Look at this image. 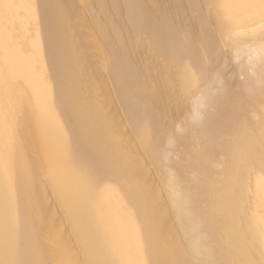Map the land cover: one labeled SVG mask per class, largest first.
Wrapping results in <instances>:
<instances>
[{"label":"bare ground","instance_id":"6f19581e","mask_svg":"<svg viewBox=\"0 0 264 264\" xmlns=\"http://www.w3.org/2000/svg\"><path fill=\"white\" fill-rule=\"evenodd\" d=\"M261 26L264 0H0V264H264Z\"/></svg>","mask_w":264,"mask_h":264},{"label":"rangeland","instance_id":"374dc122","mask_svg":"<svg viewBox=\"0 0 264 264\" xmlns=\"http://www.w3.org/2000/svg\"><path fill=\"white\" fill-rule=\"evenodd\" d=\"M74 7H75V9H74ZM72 8L74 10H77L78 6L77 5H73ZM31 24H32V22H31ZM262 30H264V26H261V27L255 29V30L249 31V32H247V34L246 33L243 34L241 36V39L244 40L243 42L245 44H248V43H250L252 41V39L255 36V34H257L258 32H260ZM14 32L16 34H19V30L16 29V28H15ZM254 58H255V54L254 53H248V52H244L243 53L242 52L241 55L236 59V61L233 64H230V63L226 64V66H228V65L229 66L225 68L226 70L224 69V77L225 78H229V77L232 78L233 77L236 80L238 79L237 80L238 82L242 83L243 81L246 80V77H247V75H246L247 73L244 70H242V67L245 66V65H247ZM210 64H211L212 67L211 66L210 67L208 66L207 67V70H206L207 72L205 71V73H204V76H207L208 78L211 77L212 74L217 70V68L219 69V66H220V63L217 62V61H212ZM210 90H211L212 93H220V91L222 90V88H221L220 85L217 84V85L213 86L212 88H210ZM200 93H201L200 91L196 92V90L195 91L187 92L186 94H184L182 96V98H180V100L178 101V103L172 104L171 108H174L175 106L179 105L180 108H179L178 111H180V114H181L182 118H184L185 116L186 117L191 116L192 114H194V113L196 114L197 112H198L197 114H199L198 115V118H202V110H200L201 111V114H200V112H199L198 109H202L203 107L202 106H200L201 108L200 107L199 108H193L192 107V101L193 100L199 99V98H201L200 100H202V97H201V94ZM181 108L184 109V110H182L183 112H181ZM196 109H197V111H196ZM213 109L214 108H209L210 111H214ZM195 114H194V117L197 116ZM171 157L172 158H175V155L172 154Z\"/></svg>","mask_w":264,"mask_h":264}]
</instances>
